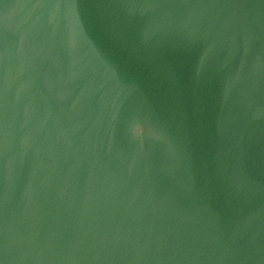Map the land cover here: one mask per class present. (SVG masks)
Instances as JSON below:
<instances>
[{"label": "water", "instance_id": "obj_1", "mask_svg": "<svg viewBox=\"0 0 264 264\" xmlns=\"http://www.w3.org/2000/svg\"><path fill=\"white\" fill-rule=\"evenodd\" d=\"M0 264H264V0H0Z\"/></svg>", "mask_w": 264, "mask_h": 264}]
</instances>
